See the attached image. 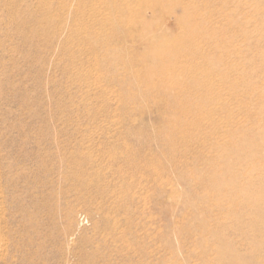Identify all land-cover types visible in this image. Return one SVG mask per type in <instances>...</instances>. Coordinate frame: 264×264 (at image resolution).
<instances>
[{
  "label": "rangeland",
  "instance_id": "rangeland-1",
  "mask_svg": "<svg viewBox=\"0 0 264 264\" xmlns=\"http://www.w3.org/2000/svg\"><path fill=\"white\" fill-rule=\"evenodd\" d=\"M0 203V264H264V0H0Z\"/></svg>",
  "mask_w": 264,
  "mask_h": 264
},
{
  "label": "bare ground",
  "instance_id": "bare-ground-1",
  "mask_svg": "<svg viewBox=\"0 0 264 264\" xmlns=\"http://www.w3.org/2000/svg\"><path fill=\"white\" fill-rule=\"evenodd\" d=\"M211 63H212V65H216L217 63H218V60H212L211 61ZM162 81H160V82H162V84H163V89H164V91H169V89H168V86L166 85V83H165V80H166V77H164V78H162L161 79ZM104 164V163H103ZM151 166V165H150ZM2 192V191H1ZM4 195V194H3ZM1 204V203H0ZM1 207V206H0ZM3 208V207H2ZM1 215V214H0ZM123 243V242H122ZM2 245V244H1ZM1 245H0V250L2 251V248H1ZM2 252H0V254H1ZM1 257V256H0Z\"/></svg>",
  "mask_w": 264,
  "mask_h": 264
}]
</instances>
